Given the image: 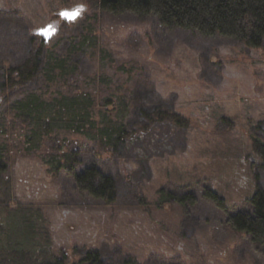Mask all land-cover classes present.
<instances>
[{"label":"rangeland","instance_id":"374dc122","mask_svg":"<svg viewBox=\"0 0 264 264\" xmlns=\"http://www.w3.org/2000/svg\"><path fill=\"white\" fill-rule=\"evenodd\" d=\"M11 4L26 14V24L0 19V64L20 62L28 36L48 24L56 34L45 48L55 56L86 34L88 54L73 56L79 85H96L98 99L123 94L132 104L138 97L166 104L188 118L189 129L174 132L157 124L153 140L145 135L118 155L97 154L95 144L81 146L74 143L85 142L80 136L61 134L80 169L97 163L115 178L116 201L106 204L81 191L65 171L48 172L41 157L45 143L27 153V122L11 111L26 91L51 100L69 93L68 85L40 79L28 88L5 89L0 68V144L9 166L3 175L13 186L12 200L6 208L0 204V248L17 246L15 258L23 264H37L42 252L79 264L88 249H100L112 264H264V242L228 223L229 215L250 210L257 173L264 188L254 149L264 142V46L168 30L153 16L112 15L88 0H0V8ZM75 9L82 10L74 21L60 17ZM129 111L130 123L139 120L133 106ZM142 157L147 160L141 165ZM208 188L226 208L204 196ZM187 191L194 204L182 200Z\"/></svg>","mask_w":264,"mask_h":264},{"label":"trees","instance_id":"16d2710c","mask_svg":"<svg viewBox=\"0 0 264 264\" xmlns=\"http://www.w3.org/2000/svg\"><path fill=\"white\" fill-rule=\"evenodd\" d=\"M89 5H95L102 12L112 15L132 14L138 18L153 16L161 27L168 30L183 29L201 36L221 35L235 38L250 47L264 46V0H88ZM26 18L20 8H0V19L6 22H16ZM21 23L23 26L24 24ZM26 24V23H25ZM84 34L77 43H71L68 49L53 55L45 48V41L38 35L28 36L25 43L24 58L14 65L7 67L1 63L2 84L5 89L15 85L30 87L40 79L44 82L58 85H68L69 93H60L51 100L37 95L35 89L21 99L11 103L13 117L27 122L24 136V150L36 153L46 145L41 155L48 172L65 174L72 178L76 186L89 196L99 198L106 204L116 201V180L103 172L97 163H91L80 169L75 149L70 148L69 139L60 137L66 132L80 136L85 142L74 143L85 145L93 143L99 152L118 155L119 148H126L134 140L145 135L154 139L153 128L157 124L167 126L171 131L187 132L189 121L175 108L166 104L149 105L146 99L138 97L132 104L131 96L117 97L113 94L98 99L96 85L82 87L76 78L78 65L74 60L75 54L86 52L85 42L90 41ZM94 39L89 44H94ZM4 71V72H3ZM69 81H71L69 83ZM72 87V89H71ZM27 90V89H26ZM73 90V91H72ZM133 93V91H131ZM134 107L139 119L130 123L128 115ZM65 131V132H62ZM50 143V144H49ZM55 152L48 151L51 147ZM167 148V147H166ZM256 153L261 158L260 167L264 170V142L254 144ZM52 152V153H50ZM147 159L138 160L141 165ZM6 152L0 144V204H9L13 197L12 180L4 177L8 169ZM249 198V211H238L229 215L228 223L237 231L249 234L255 243L264 242V188L258 184ZM141 196V195H140ZM204 196L222 208H226L225 200L216 191L208 188ZM143 200V197H138ZM184 203L194 204L193 192L183 195ZM17 246L0 248V264H23L15 255L19 253ZM37 264H67V260L59 256H48L40 253ZM79 264H112L100 249H88L77 262ZM132 264V263H130Z\"/></svg>","mask_w":264,"mask_h":264},{"label":"snow or ice","instance_id":"6c2138e0","mask_svg":"<svg viewBox=\"0 0 264 264\" xmlns=\"http://www.w3.org/2000/svg\"><path fill=\"white\" fill-rule=\"evenodd\" d=\"M82 9H77L75 12H63L61 13V15L69 20H72V19H75L76 16L79 15V12L81 11ZM39 35H42V36H49L50 34H54V29H52V26H49L48 29H45V30H41L40 33H38Z\"/></svg>","mask_w":264,"mask_h":264},{"label":"water","instance_id":"95a60500","mask_svg":"<svg viewBox=\"0 0 264 264\" xmlns=\"http://www.w3.org/2000/svg\"><path fill=\"white\" fill-rule=\"evenodd\" d=\"M76 10H77V9H75V10H63V11L60 12V17H61L63 20L67 21V22L74 21L75 19L78 18L79 15L76 16L75 19L69 20V19L63 17V16L61 15V13H63V12H70V13H71V12H75ZM79 14H80V12H79ZM49 26H52V29H54V34H50V35L47 36V37L38 34V33L41 32V30L48 29ZM36 34L39 35V36H41V37L44 39L45 42H48V41H49V40H50V39L56 34V29L54 28V26H53L52 24H48V25H46L44 28H40V29H38L37 32H36Z\"/></svg>","mask_w":264,"mask_h":264}]
</instances>
